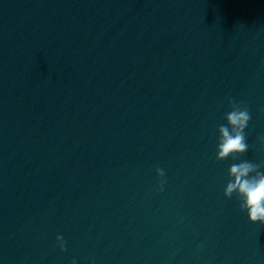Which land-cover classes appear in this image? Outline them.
Returning <instances> with one entry per match:
<instances>
[{
    "label": "water",
    "instance_id": "obj_1",
    "mask_svg": "<svg viewBox=\"0 0 264 264\" xmlns=\"http://www.w3.org/2000/svg\"><path fill=\"white\" fill-rule=\"evenodd\" d=\"M229 97L250 149L217 161ZM261 108L264 0H0V264H264L223 195Z\"/></svg>",
    "mask_w": 264,
    "mask_h": 264
},
{
    "label": "clouds",
    "instance_id": "obj_2",
    "mask_svg": "<svg viewBox=\"0 0 264 264\" xmlns=\"http://www.w3.org/2000/svg\"><path fill=\"white\" fill-rule=\"evenodd\" d=\"M228 106L230 111L224 116L226 123L218 128L215 156L217 161L229 158L237 160L250 149L245 131L252 118L248 105L229 97ZM260 111L264 112V108ZM257 141L260 151L264 152V135L258 136ZM262 169H264V161L254 163L250 160H242L232 164L228 170V180L223 195L226 199L235 196L240 211L247 214L250 223L264 225V171ZM155 171L158 177L156 191L163 193L167 183L165 171L160 167H157ZM66 243L62 235L56 236V247L61 252L67 250ZM72 264H76L75 259Z\"/></svg>",
    "mask_w": 264,
    "mask_h": 264
}]
</instances>
